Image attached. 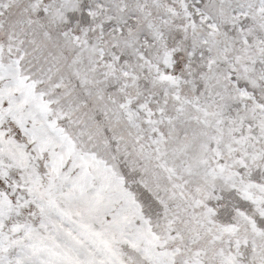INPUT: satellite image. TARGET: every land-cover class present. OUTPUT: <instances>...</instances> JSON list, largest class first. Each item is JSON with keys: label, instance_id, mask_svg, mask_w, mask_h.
Here are the masks:
<instances>
[{"label": "snow or ice", "instance_id": "obj_1", "mask_svg": "<svg viewBox=\"0 0 264 264\" xmlns=\"http://www.w3.org/2000/svg\"><path fill=\"white\" fill-rule=\"evenodd\" d=\"M0 264H264V0H0Z\"/></svg>", "mask_w": 264, "mask_h": 264}]
</instances>
